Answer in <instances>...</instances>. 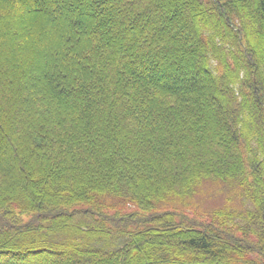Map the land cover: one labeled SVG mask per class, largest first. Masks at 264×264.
Returning a JSON list of instances; mask_svg holds the SVG:
<instances>
[{
	"label": "trees",
	"instance_id": "obj_1",
	"mask_svg": "<svg viewBox=\"0 0 264 264\" xmlns=\"http://www.w3.org/2000/svg\"><path fill=\"white\" fill-rule=\"evenodd\" d=\"M0 264H264V0H0Z\"/></svg>",
	"mask_w": 264,
	"mask_h": 264
},
{
	"label": "rangeland",
	"instance_id": "obj_2",
	"mask_svg": "<svg viewBox=\"0 0 264 264\" xmlns=\"http://www.w3.org/2000/svg\"><path fill=\"white\" fill-rule=\"evenodd\" d=\"M226 192L221 185L216 183H205L200 192L196 194V198L193 200L194 204L199 207L194 209L206 210L208 207L215 204H219L223 201L226 196Z\"/></svg>",
	"mask_w": 264,
	"mask_h": 264
}]
</instances>
